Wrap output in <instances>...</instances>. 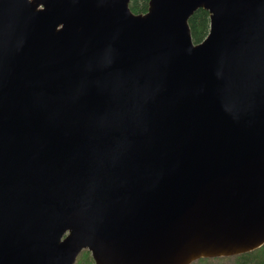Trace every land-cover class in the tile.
Masks as SVG:
<instances>
[{
    "label": "water",
    "instance_id": "1",
    "mask_svg": "<svg viewBox=\"0 0 264 264\" xmlns=\"http://www.w3.org/2000/svg\"><path fill=\"white\" fill-rule=\"evenodd\" d=\"M128 3L0 0V264L264 242V0Z\"/></svg>",
    "mask_w": 264,
    "mask_h": 264
},
{
    "label": "trees",
    "instance_id": "2",
    "mask_svg": "<svg viewBox=\"0 0 264 264\" xmlns=\"http://www.w3.org/2000/svg\"><path fill=\"white\" fill-rule=\"evenodd\" d=\"M129 8L134 13L144 12L148 7V0H129ZM192 41L202 40L209 29V12L200 7L195 9L187 19ZM73 264H94L89 250L82 249ZM189 264H264V242L247 252L230 256L201 257Z\"/></svg>",
    "mask_w": 264,
    "mask_h": 264
}]
</instances>
